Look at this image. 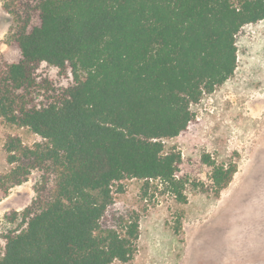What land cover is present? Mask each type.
<instances>
[{"label": "trees", "instance_id": "1", "mask_svg": "<svg viewBox=\"0 0 264 264\" xmlns=\"http://www.w3.org/2000/svg\"><path fill=\"white\" fill-rule=\"evenodd\" d=\"M0 1L14 18L7 42L20 55L0 66V117L44 140L6 144L15 167L0 190L42 175L33 203L9 217L22 226L5 236L0 264L129 263L140 218L102 229L113 187L138 179L147 191L160 181L187 203L182 155L164 140L181 135L191 106L235 75L237 36L264 20V0ZM42 64L74 83L40 78ZM204 161L219 196L237 168Z\"/></svg>", "mask_w": 264, "mask_h": 264}, {"label": "rangeland", "instance_id": "2", "mask_svg": "<svg viewBox=\"0 0 264 264\" xmlns=\"http://www.w3.org/2000/svg\"><path fill=\"white\" fill-rule=\"evenodd\" d=\"M13 26L14 18L0 1V66L19 60V52L7 42ZM237 48L235 75L191 106L194 118L181 135L164 140L166 151L182 155L177 176L188 182L187 203L165 194L160 181L151 182L147 191L138 179L113 187L102 229L121 231L131 216L140 218L133 260L113 264H264V20L240 31ZM37 75L57 87L74 83L71 74L60 75L47 64L39 66ZM10 137L27 147L44 141L0 117V176L15 167L6 151ZM205 157L237 168L219 196ZM41 175L34 171L21 186L0 190V256L5 236L22 226L20 217L15 222L9 217L33 203Z\"/></svg>", "mask_w": 264, "mask_h": 264}]
</instances>
